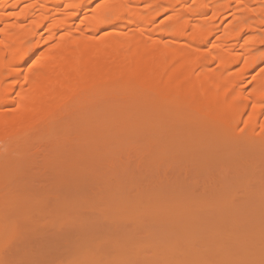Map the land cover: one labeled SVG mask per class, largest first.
<instances>
[{
    "label": "rangeland",
    "instance_id": "rangeland-1",
    "mask_svg": "<svg viewBox=\"0 0 264 264\" xmlns=\"http://www.w3.org/2000/svg\"><path fill=\"white\" fill-rule=\"evenodd\" d=\"M111 26L97 38L125 30ZM258 74L264 63L241 89L250 92ZM136 87L73 101L29 131L0 130V264H216L201 258L202 242L227 231L241 243L229 257L250 251L264 264V135L246 139L224 114L222 133L197 130L180 111L184 96L167 104L145 83ZM183 233L201 243L202 256L183 255Z\"/></svg>",
    "mask_w": 264,
    "mask_h": 264
},
{
    "label": "bare ground",
    "instance_id": "bare-ground-1",
    "mask_svg": "<svg viewBox=\"0 0 264 264\" xmlns=\"http://www.w3.org/2000/svg\"><path fill=\"white\" fill-rule=\"evenodd\" d=\"M96 1L0 0V130L17 124L16 131H29L73 101L93 102L108 89L132 94L145 83L159 100L167 97V104L184 96L180 111L190 115L189 121L194 117L197 130L222 133L219 116L224 114L232 117L226 126L241 127L246 139L264 135V74L255 76L250 92L241 89L264 63V0ZM231 15L219 41L207 49ZM160 17L166 18L155 27ZM118 23L125 30L97 38ZM7 104H16L9 117L2 113ZM218 205L216 199L210 203L213 209ZM184 234L183 255L200 251L202 256L201 243ZM239 236L233 231L207 235L202 242L207 255L201 258L221 264L222 252L224 259L235 261L237 256L228 252ZM249 252L235 262L258 264L260 253ZM223 257L222 264L227 263Z\"/></svg>",
    "mask_w": 264,
    "mask_h": 264
}]
</instances>
